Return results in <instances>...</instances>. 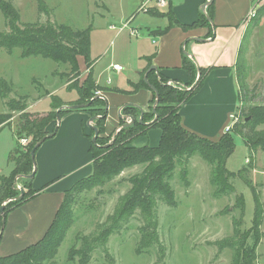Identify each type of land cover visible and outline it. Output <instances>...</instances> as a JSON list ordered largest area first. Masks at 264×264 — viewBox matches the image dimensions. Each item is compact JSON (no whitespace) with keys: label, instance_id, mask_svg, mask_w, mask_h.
<instances>
[{"label":"rangeland","instance_id":"374dc122","mask_svg":"<svg viewBox=\"0 0 264 264\" xmlns=\"http://www.w3.org/2000/svg\"><path fill=\"white\" fill-rule=\"evenodd\" d=\"M2 1L14 9L19 28L25 24H43L47 21L66 24L74 30L89 28L91 58L96 59L104 48L108 47L106 50L110 53L116 48L120 39H113L114 31H110L108 27L123 26L137 2ZM253 1L254 13L252 18L247 19L246 34L235 69L236 93L239 95L237 107L227 123L229 130L224 131L234 139V150L226 161V169L234 174L228 182L231 187L222 194L219 193L212 184L213 170L210 164L197 153L189 158L180 157L176 160L173 174L167 179L173 191L175 205L171 207L157 196L150 218L145 220L140 209H135L130 216L120 219L118 215L121 200L131 188L130 179L140 176L146 167L131 166L119 175L75 195L70 207V224L62 234L55 257L45 264H237L242 247L241 234L251 227L254 216L253 194L246 181L252 184L251 188L257 196L262 214L259 229L263 234L255 249L254 260L255 264H264V151L249 152L241 133L234 132L235 125L240 129L247 109L253 104L260 105L264 102V12L259 11L264 0ZM9 30L7 20L0 10V35ZM127 30L126 28L121 33L122 37L126 36ZM110 53L101 63L108 62ZM79 59L82 66V58ZM83 66L84 73L80 72L79 76L74 77L67 65L40 56L24 58L16 48H0V114L9 113L12 116L5 124V135L12 129L16 134L19 132L22 114L29 115L31 119H42L48 113L51 116L43 129L50 135L57 122V118L54 119L55 113L82 103L78 95L76 100H68L76 97L73 87L84 85L88 67L85 63ZM65 85L67 92L58 90L57 95L52 93L53 89ZM165 85L182 91L191 88L189 82ZM97 91L100 96L101 91ZM97 91L94 92L95 96ZM153 105L154 103L150 104L152 107ZM86 107L87 105L83 109L89 112ZM138 117L139 120L141 115ZM91 125L94 126L93 120ZM84 128L87 143L91 145L92 129L87 123H84ZM259 129L264 131V125ZM151 132L152 140L160 130L152 128ZM101 137L105 143L102 147L113 143L111 135L102 134ZM23 138L27 139V143L20 145L22 148L32 142V137L27 133L22 134ZM242 168L247 171H240ZM12 189L16 194L3 201L1 208L31 191L28 178L14 177Z\"/></svg>","mask_w":264,"mask_h":264},{"label":"crops","instance_id":"0c3cea01","mask_svg":"<svg viewBox=\"0 0 264 264\" xmlns=\"http://www.w3.org/2000/svg\"><path fill=\"white\" fill-rule=\"evenodd\" d=\"M207 1L168 0L169 5L164 9L140 11V0H137L126 19V36H121L126 30L122 29L126 22L118 28L115 25L108 27L114 31L113 39H120L116 48L111 53L106 50L108 47L104 48L98 60L91 58L92 52L89 50L87 74L90 73L96 85L103 88L100 97L106 100L108 114L104 135L114 136L120 120H124L119 114L123 115L121 111L125 106H133L142 113L149 112L153 91L149 85L140 86L149 72H154L157 80L161 76L171 83L188 84L189 74L182 65L184 56L195 66L193 84L201 70L205 73L202 86L193 94V98L190 97L178 109L182 125L209 139H216L225 131L237 107L239 95L236 93L235 69L246 34L247 15L255 2L212 0V21L209 19V26L185 31L169 22L175 19L183 26L195 23L201 13L207 15L209 5L205 13L201 10ZM129 29H135L138 37L130 36ZM109 53L108 62L101 63ZM79 58H82V66ZM77 61L83 74V57H78ZM113 65H119L122 69L116 70ZM151 66L156 68L155 71L150 70ZM144 82L148 84V81ZM66 86L53 89L52 93L57 95L58 90L67 92ZM76 99L77 94L75 99L68 101ZM260 105L264 106V102ZM90 119V113L85 109H71L56 122L53 137L44 140L36 150L33 158L37 161H34V177L28 180L31 190L37 194L6 216L0 241L1 257L39 241L52 223L64 193L73 183L90 174L92 158L84 128V123ZM260 126L257 130L263 131L259 129ZM5 128V125L0 128V177H7L13 169L12 158L18 148L16 131L12 129L5 135ZM148 130L132 145L143 147L146 142L152 141L148 145L156 147L161 131L151 140L153 132L152 129Z\"/></svg>","mask_w":264,"mask_h":264},{"label":"trees","instance_id":"16d2710c","mask_svg":"<svg viewBox=\"0 0 264 264\" xmlns=\"http://www.w3.org/2000/svg\"><path fill=\"white\" fill-rule=\"evenodd\" d=\"M210 3L207 15L205 16L201 13L198 21L191 25H181L175 19H170V14L167 15L168 19H170L169 22L185 31L191 28L209 26V19L212 21L213 9L212 1ZM0 10L10 29L5 34L0 35V48H16L20 50L24 58L40 56L58 64L67 65L74 77L80 74L78 57H83L85 65L89 66V28L74 30L66 24H55L49 21L43 24L36 22L34 24H25L19 28L16 24L17 15L8 3L0 0ZM259 11L264 12V4ZM182 65L183 69L189 74V85H191V88L188 91L172 89L165 85L168 83L165 78L160 76L157 80L154 72H149L146 77L148 84L143 81L140 86L148 87L149 85L156 90L158 96V103L154 109L156 112L153 113L150 105L149 112L144 113L133 106H125L121 111L123 116H132L134 122L128 128L121 129L114 137L111 136L113 143L105 148L102 147L105 143H103L101 135L105 133L104 124L108 114L106 112V100L103 97L94 95L95 91L103 90V88L96 85L90 73L87 74L82 87L72 88L75 89L78 98L82 101V103L77 105H87L86 108H89L94 127L98 130L95 144L91 143L89 147V152L93 158L91 174L73 183L69 190L64 193L52 223L39 241L11 255L0 256V264H45L52 260L56 255V248L62 240V234L70 224V207L75 195L83 192L86 188L99 185L101 182L119 175L121 171L131 166L146 165L140 176L130 179L131 188L122 196V206L118 215L120 219L130 216L135 209H140L145 220L150 218L153 205L155 204L154 199L157 196L166 202L167 205L171 207L175 205L176 201H174L173 191L168 185L167 179L173 174L177 163L176 160L180 157L189 158L192 154L197 153L204 161L210 164L213 170L212 184L216 186L218 192L222 194L229 186L231 187L228 182L230 178L234 177V174L226 169V161L234 150V139L229 133L225 132L216 139L204 138L191 130L189 131L182 125V118L178 109L202 86L205 73L204 70H201L198 80L193 84L195 81V66L185 56L182 58ZM192 78L193 82H191ZM152 96L150 104L155 102L153 92ZM70 110L68 108L65 111L56 112L54 119H56L57 114L61 118ZM141 113L143 124L144 122H150V120L152 122L147 125L139 124L138 116ZM22 115L19 132L16 134L18 148L12 158L13 169L7 177H0V204L16 194L12 189L14 177L28 176L33 172L34 162L30 158V152L40 140L49 138L43 127L49 122L50 113L42 119H31L29 115ZM154 116H156L155 120L153 119ZM11 118L12 116L9 113L0 114V128L9 122ZM123 124H125V121L121 119L120 125ZM263 124L264 106L251 105L244 115L240 129L236 128L237 125H235L234 132L236 134L241 133L249 152L264 151V131L257 130V127ZM152 128L160 129L161 131L159 143L156 147H149L148 145L134 147L131 145L134 139L144 136L148 129ZM55 131L54 129L53 132ZM23 133L30 135L32 142L22 148L19 140L22 139ZM93 135L94 132L92 130L90 137H93ZM240 171L246 172L247 169L242 168ZM246 183L249 184L253 194L254 216L251 227L248 231L241 234L242 247L237 264H255V249L259 246L258 244L263 234L259 229L262 216L259 201L254 189L251 188L252 184L250 181H246ZM28 185L30 187V180H28ZM36 194L37 192L31 190L19 200L5 205L2 212L0 206V228L2 218L5 221L10 211L32 199ZM1 239L2 237H0V241Z\"/></svg>","mask_w":264,"mask_h":264},{"label":"water","instance_id":"95a60500","mask_svg":"<svg viewBox=\"0 0 264 264\" xmlns=\"http://www.w3.org/2000/svg\"><path fill=\"white\" fill-rule=\"evenodd\" d=\"M212 0H208L207 2H205V4H203L202 6H201V10H202V12H206V7L208 6V5H210ZM155 67L154 66H151L150 67V70H152V71H155ZM144 79V81H146V77H144L143 78ZM147 82V81H146ZM150 89L153 91V93H154V96H155V102H154V105H153V107H152V111L155 113V111H154V109H155V107H156V105H157V103H158V96H157V92H156V90L152 87V86H150ZM83 107H85V105H83V106H78V105H73V106H68V108L69 109H83ZM67 108V109H68ZM119 116L121 117V118H124V120L125 121H128L127 123H125V124H123V125H120V126H118V129H117V131H116V133L117 132H119L121 129H123V128H128L130 125H132L133 124V122H134V118L132 117V116H123V115H121V114H119ZM56 118H57V121L59 120V116H58V114L56 115ZM156 118V117H155ZM92 120L93 119H90L88 122H87V126H89V128H91L92 130H93V132H94V135H93V137H92V139H91V143H94L95 144V141H96V138L98 137V130H97V128H95L94 126H92L91 125V122H92ZM155 120V119H154ZM153 120V121H154ZM138 123L139 124H142L143 125V123H142V113H141V117H140V119L138 120ZM115 133V134H116ZM55 134V132H53L52 134H50L48 137H53V135ZM114 134V135H115ZM114 137V136H113ZM45 139H42V140H40L37 144H36V146L31 150V152H30V158H31V160L34 162V160H33V158H34V154H35V152H36V150L38 149V147L41 145V143L44 141ZM26 178H28V179H32L33 177H34V175H33V172L31 173V174H29L28 176H25ZM22 196H20L19 197V199L21 198ZM3 211V208H1V212ZM2 225H1V228H0V237H1V235H2V233H3V230H4V227H5V221H4V218H2Z\"/></svg>","mask_w":264,"mask_h":264},{"label":"built area","instance_id":"2783aa9c","mask_svg":"<svg viewBox=\"0 0 264 264\" xmlns=\"http://www.w3.org/2000/svg\"><path fill=\"white\" fill-rule=\"evenodd\" d=\"M168 5H169L168 4V0H140V9L139 10L141 11V10H149V9H154V10H156V9H164ZM253 13H254V9L252 8L249 11L247 17L249 19L252 18L251 16H253ZM126 27H128V23L127 22L123 26L122 29H124ZM129 34H130V36H135V37H138V35H139V33L135 29H129ZM112 67H114V69H116V70H121L122 69V67L119 66V65H113ZM168 84L169 85H173V83H171V82H168ZM98 94H99V91H97L96 95L99 96ZM228 130H229V127L227 126L225 128V132L228 131ZM26 143H27V139L26 138H23V139L19 140V144L22 145V146L25 145Z\"/></svg>","mask_w":264,"mask_h":264}]
</instances>
